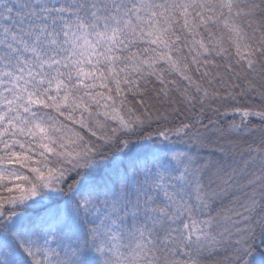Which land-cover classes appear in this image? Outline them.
<instances>
[{
	"label": "snow or ice",
	"instance_id": "6c2138e0",
	"mask_svg": "<svg viewBox=\"0 0 264 264\" xmlns=\"http://www.w3.org/2000/svg\"><path fill=\"white\" fill-rule=\"evenodd\" d=\"M0 264H264V0H0Z\"/></svg>",
	"mask_w": 264,
	"mask_h": 264
}]
</instances>
